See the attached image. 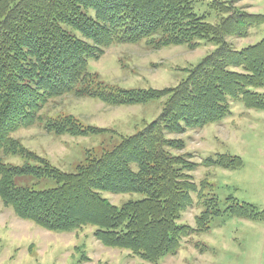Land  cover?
<instances>
[{
	"label": "trees",
	"instance_id": "trees-1",
	"mask_svg": "<svg viewBox=\"0 0 264 264\" xmlns=\"http://www.w3.org/2000/svg\"><path fill=\"white\" fill-rule=\"evenodd\" d=\"M239 1L212 0L209 6L219 20L211 23L194 12L193 0H0L2 203L20 218L51 231L91 226L102 244L126 249L150 263L176 254L182 238L203 230L210 217L228 213L263 221L264 211L232 196L225 209L216 199L208 200L212 206L196 216L195 227L180 221L192 205V193L202 194L192 175L196 163L191 154L179 152L184 141L172 135L224 119L231 114V100L264 110V93L259 90L264 88V37L241 49L226 39L247 36L263 20L261 14L239 7ZM201 41L215 48L172 87L107 93L88 69L90 59H99L114 44L195 48ZM64 95L111 105L164 101L156 118L140 130L123 136L111 150L87 158L75 172H64L13 136L35 124L59 136L101 132L70 114L42 113L50 101ZM4 155L22 162L5 161ZM241 163L240 157L226 154L206 161L229 168ZM26 175L51 177L56 186L39 190L15 184V178ZM102 191L138 192L144 197L116 205Z\"/></svg>",
	"mask_w": 264,
	"mask_h": 264
},
{
	"label": "rangeland",
	"instance_id": "rangeland-1",
	"mask_svg": "<svg viewBox=\"0 0 264 264\" xmlns=\"http://www.w3.org/2000/svg\"><path fill=\"white\" fill-rule=\"evenodd\" d=\"M211 1L193 0L194 12L216 23L219 17L209 6ZM237 5L263 16L247 36H227L233 48L241 49L264 37V0H241ZM214 48V43L206 41L195 48L168 45L152 49L144 42L114 44L99 59H90L88 69L96 75L94 83L107 93L116 89L172 87L186 77L187 69ZM259 90L264 93V88ZM163 101L164 98L141 104L111 105L97 98L64 95L50 101L42 113L53 117L70 114L83 125L102 129L101 132L59 136L35 124L13 136L51 166L75 172L87 158L111 150L123 136L156 118ZM230 110L231 114L220 121L172 135L184 141L179 152L191 154V160L196 163L192 175L202 196L192 193V205L180 217L181 223L191 227L196 226V216L206 206L211 207L214 199L220 209H225L227 197L232 196L264 211V110L246 108L240 100H231ZM221 154L238 156L242 163L236 168L206 164ZM3 158L14 164L22 162L17 156ZM14 182L39 190L56 186L51 177L26 175L15 178ZM101 194L116 205L144 197L138 192L102 191ZM93 229L84 226L51 231L20 218L0 199V264H264V220H248L228 213L210 217L203 230L182 238L176 254L166 255L157 263L143 260L126 249L102 244L93 236Z\"/></svg>",
	"mask_w": 264,
	"mask_h": 264
}]
</instances>
